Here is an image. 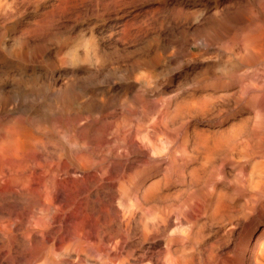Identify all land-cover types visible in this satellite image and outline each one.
<instances>
[{"label": "bare ground", "instance_id": "obj_1", "mask_svg": "<svg viewBox=\"0 0 264 264\" xmlns=\"http://www.w3.org/2000/svg\"><path fill=\"white\" fill-rule=\"evenodd\" d=\"M187 2L165 0L129 12L132 0H0V264L174 263L163 261L159 243L172 220L153 212L146 221L152 193L142 190L141 166L130 165L146 151L154 160L169 144L152 140L162 130L152 126L149 133L132 118L164 91L154 73L173 37L174 14H187L201 41L218 46L213 57L188 61L204 66L202 75L257 71L264 59V0H229L212 10ZM104 19L113 24L100 28ZM201 21H207L204 32ZM138 25L145 29L142 39ZM98 29L114 48L100 43ZM130 48L150 56L125 67L116 88L109 56ZM146 65L149 71H142ZM217 105L218 99L202 97L173 112L220 116ZM250 134L246 123L228 133L196 130L193 156L208 162L239 138L263 142ZM258 186L264 188V173ZM215 204L226 207L222 199ZM245 264L264 263L247 257Z\"/></svg>", "mask_w": 264, "mask_h": 264}, {"label": "rangeland", "instance_id": "obj_2", "mask_svg": "<svg viewBox=\"0 0 264 264\" xmlns=\"http://www.w3.org/2000/svg\"><path fill=\"white\" fill-rule=\"evenodd\" d=\"M164 1L132 0L134 4L127 8L129 12L150 10ZM228 1L188 0L187 4L194 6L195 10L204 6L212 10L216 5H226ZM147 16L149 18V14L140 17ZM174 17L177 20L174 21L173 37L165 45V50L160 51L164 61L154 73L163 82L164 91L147 99L143 107L136 110V117L132 118L133 126L137 124V119L143 121L149 133L152 126L157 132L162 130L159 137H152V140L159 138L163 143H169L159 156L153 157L154 160L146 151L145 155L134 159L136 164H130L141 166L143 175L139 180L142 190L152 193L151 204L146 206V221L153 212L172 220L171 228L159 237V243L165 250L163 261L169 259L174 261L173 264L184 260H189L191 264H245V259L250 257L252 261L264 263V188L261 190L258 186L264 173V59L257 71L239 68L227 78L202 75L205 67L197 64L188 66V61L191 57H198L200 61L213 57L218 46L207 47L201 41L202 33L193 32L196 23L187 14H174ZM109 23L113 24V21L104 19L98 26L107 27ZM206 26L207 21H201L198 30L204 32ZM134 29L138 34L141 32L142 39L145 29L141 25ZM98 30L100 43L107 49L114 48L115 44L108 41L107 33ZM154 32L159 34V27H154ZM172 51L176 52L175 57L168 61ZM132 52L134 49L130 48L126 53L109 56L112 68L118 71L112 76L116 88L120 86L116 79L125 75V67L139 60L147 61L150 56L148 51ZM207 63L214 62L204 60V64ZM142 71H149V65L144 66ZM131 77L128 83L132 81ZM202 97L218 99L220 107L217 105L215 108L221 109L220 116L203 118L187 112L181 116L174 114L178 106ZM173 115L176 118L171 121ZM238 123H246L250 135L257 140L262 138L263 142L243 137L208 162L194 158L192 144L196 130L210 134L228 133L229 128ZM217 199L224 200L226 207L216 208Z\"/></svg>", "mask_w": 264, "mask_h": 264}]
</instances>
